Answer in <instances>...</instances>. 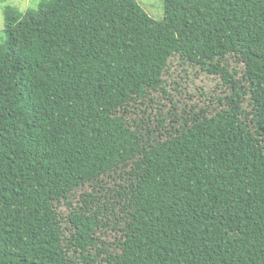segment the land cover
I'll return each instance as SVG.
<instances>
[{
    "label": "trees",
    "instance_id": "obj_1",
    "mask_svg": "<svg viewBox=\"0 0 264 264\" xmlns=\"http://www.w3.org/2000/svg\"><path fill=\"white\" fill-rule=\"evenodd\" d=\"M164 5L6 9L0 264H264V0Z\"/></svg>",
    "mask_w": 264,
    "mask_h": 264
},
{
    "label": "rangeland",
    "instance_id": "obj_2",
    "mask_svg": "<svg viewBox=\"0 0 264 264\" xmlns=\"http://www.w3.org/2000/svg\"><path fill=\"white\" fill-rule=\"evenodd\" d=\"M41 0H0V43H4L6 40L4 33V15L8 8L19 11L21 13H26L29 9L37 10ZM138 4L143 8V10L154 20L163 21L165 19V5L164 0H137ZM182 67H178L177 72H181ZM191 77V84H186L183 81L180 87H187V92L182 93V89L179 88L175 82L178 80L176 75L173 79H169V84L177 86L176 93L178 96L187 95V93H192L194 89L201 87H208V89H213L214 84L211 81L205 79V76L201 75L200 78H196L194 74ZM175 81V82H174ZM169 90L173 93V88L169 87ZM166 99V97H164ZM164 100V99H162Z\"/></svg>",
    "mask_w": 264,
    "mask_h": 264
}]
</instances>
